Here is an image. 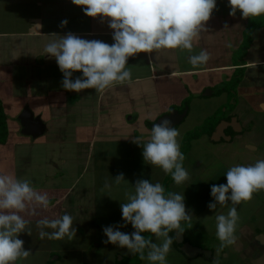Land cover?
Wrapping results in <instances>:
<instances>
[{"label":"crops","instance_id":"crops-1","mask_svg":"<svg viewBox=\"0 0 264 264\" xmlns=\"http://www.w3.org/2000/svg\"><path fill=\"white\" fill-rule=\"evenodd\" d=\"M227 4L228 0H217V9L213 10L209 21L206 22V28L193 41L191 54H198L202 49L210 53L208 62L198 68L194 69L188 63L190 53L187 50L161 49L152 53H139L136 57L130 58L126 65L131 69L132 79L122 85H113L103 92H95L92 106L88 98L87 103L83 100L79 107L78 103H73L72 98L71 101H66V97L55 96L53 92L55 89H47L44 84L45 89L42 90L39 86L41 82L34 84L35 89L32 90L34 96H42L49 100L47 103H38L34 110L30 108L29 110L34 118L46 120V130L50 128L53 134L38 140L37 144H31V141L24 142L21 137L14 139L15 141H10L12 144L8 154L13 174L18 179L30 180L33 187L40 186L44 190L54 192L55 195H51L54 202L49 203L47 210L53 208V213L57 217L65 213L75 214L77 216L75 218L81 217L82 220L87 219V216H94L93 198L98 194L95 179L100 174L105 176L109 171L111 174H108L107 178L115 174L113 171L119 174L125 172L123 167L125 161H120L117 167L112 164L105 169L96 166L97 164L95 166L91 164L96 159L100 160L101 155L106 153L105 150H101V147L105 148L101 142H115L112 158L116 155L120 160L123 158L131 160L127 166L135 169L134 177L137 173L150 169L151 165L144 162L142 153L137 158L126 143L129 139L131 141L132 136H140L136 134V130L134 132L128 130L129 136L124 131L114 132L100 140L103 137L100 135L102 120L119 114L128 120V124H133V121H130L138 119V112L131 108L126 109L124 103L135 98L141 100L139 104L147 110L150 106V100L146 99L149 91L154 94L152 97L158 99L161 106V110L149 118L156 121L158 117L168 113L171 106L182 112L179 108L184 102L178 104L177 108V103L169 100L173 89L181 88L188 97L190 96L188 94H191L190 90H196L197 100H202L199 106L205 109V105L210 101L207 103L203 101L217 102L222 95L227 101L225 103H228L229 95L224 87L229 84L231 78L240 75L235 86L236 99L232 101L235 102L234 107L226 113L230 116L220 120L211 136L216 141H231L233 136H241L248 131L250 135L245 136L243 147L249 151L259 150L261 140L253 137L259 129L258 120L264 121V25L252 31L251 41L245 47V30L249 26V18H242L239 10L236 16H230ZM83 7L85 6L73 4L72 0H0V74L7 72L11 74L10 79L17 81L19 72L61 73L55 59L44 53L45 44L55 38L53 33L64 35L71 31L82 38L101 40L111 45L114 41L113 30L108 27L110 18L101 21L100 17L86 16L82 11ZM64 19L68 20V24L61 28L59 25ZM74 74L82 75L81 72ZM36 78L40 79L37 76ZM109 91L110 94H106ZM64 93L74 96L76 92L65 90ZM11 95L15 96L14 93ZM18 95L16 93V96ZM105 95L106 101L103 102ZM114 102L117 105L111 107ZM22 106L27 105L22 104L16 110L18 119L25 109ZM183 109L186 113L177 125L190 114L188 103ZM207 112L206 119L212 115L209 109ZM77 113L83 117L80 119ZM36 114L38 117L34 116ZM54 120L60 121L59 126H53ZM146 120L147 117H144V124ZM222 121L228 122L223 126V131L219 130ZM232 123L234 126L230 125ZM106 129L104 128L102 132ZM143 137L147 140L145 134ZM149 173L145 172V179ZM135 179L133 178V181ZM134 183L128 186L114 183V187L118 190L122 187L131 188ZM73 199L76 202L72 203ZM54 203L56 205H53ZM44 216L38 214L29 217L43 219ZM96 227L98 228V225ZM258 235L254 237L255 240L259 245H264V235L263 240L258 239Z\"/></svg>","mask_w":264,"mask_h":264},{"label":"clouds","instance_id":"clouds-1","mask_svg":"<svg viewBox=\"0 0 264 264\" xmlns=\"http://www.w3.org/2000/svg\"><path fill=\"white\" fill-rule=\"evenodd\" d=\"M77 6H85L82 11L89 17L108 19V27L113 30V43L96 39H85L69 31L64 35L53 33L55 37L44 46V53L54 58L63 74L61 87L67 91L81 92L94 89L103 92L113 85H122L132 79V72L126 65L130 58L139 53H152L161 49L187 50L188 63L195 69L210 59L207 50L191 54L193 41L206 27L217 0H72ZM229 15L236 16L239 10L242 18L264 15V0H228ZM68 24L64 19L59 27ZM227 26V25H226ZM230 46V45H229ZM75 72L82 75L73 79ZM180 132L172 127L170 119L153 124L147 140L143 136H132L131 142L142 148L146 164L160 167L165 174H171L176 185L189 179V172L183 166L184 154L180 151ZM226 183L212 184L210 195L213 200L207 205L215 210L217 205L232 203L227 214L215 216L216 237L224 248L235 243V230L240 217L236 205L248 201L252 194L264 190V159L252 165L231 166L226 174ZM115 184L128 182L123 173L113 178ZM131 190L124 192L126 202L120 205L123 224L102 226L107 237L105 244L126 248L128 253L139 254L140 259L150 264H167V254L171 250L172 230L183 231L181 222L191 225L192 214L186 211L185 197L177 192H168L160 182L137 179ZM112 184L105 180L100 189L111 190ZM32 205L47 208L49 197L34 189L30 180L18 179L15 174L0 173V264H16L26 260L31 254L24 248L20 233L32 235L29 221L21 213ZM206 218V217H205ZM131 224L134 231L120 230ZM39 239H63L75 236L73 218L63 214L54 219L43 218L36 222ZM45 229H52L48 232ZM150 232L161 243L146 239L143 233ZM147 253L145 255V250Z\"/></svg>","mask_w":264,"mask_h":264},{"label":"rangeland","instance_id":"rangeland-1","mask_svg":"<svg viewBox=\"0 0 264 264\" xmlns=\"http://www.w3.org/2000/svg\"><path fill=\"white\" fill-rule=\"evenodd\" d=\"M39 73L40 72H36V74L19 72L17 81L10 79L11 74L7 72L0 74V101L3 105L8 126V139L6 143L0 144V173H14L10 155L8 154L12 144L10 141L21 137L24 142L31 141V144H37L40 140L53 134V131H50V128H47L46 130V120L44 121L43 119H40L39 121L43 123L45 130L37 136L25 134L21 130L23 127H21L20 119L17 118L16 110L21 107L22 104L27 105L26 107L22 106L23 109L30 108L34 110L38 103H47L49 100V98L42 96H34V91H32L35 89L34 84L41 82L39 83V86H41L42 90L45 88L52 90L55 89V91H53L55 96L66 97V101H71L70 98H72L73 103H78L79 107H81V102H83V100L87 103V98L89 99L91 106L94 103V99L92 98L96 92L94 89H85L79 93L76 92L74 96L72 95L73 97L69 94L65 95V89L61 87V81L63 79L62 73ZM36 76L39 77L41 81L40 79L38 80ZM76 76L77 74H73V79ZM32 77L35 78L30 80L29 78ZM27 78L29 80H27ZM44 84L47 87L44 88ZM173 90L174 91H172L171 95L173 98L169 97V100L174 101L173 103L176 102L177 108V105L183 102H187L190 105V114L180 125H176L175 127L180 132V136L177 139L181 151L183 137L187 133L205 124V116L208 113L207 110L209 109L216 117V115H219L221 107L223 108V106L228 103H225L227 101L224 95H222L221 99H217V102H214V100L203 101L206 103L210 102L205 105V109H202V106H199V104L202 103V100H197L198 94H196V90H190L191 94L188 95H190L191 98L190 96H186L184 90L181 88H175ZM110 92L111 91L106 94H110ZM12 93H14L15 96H12ZM16 93L19 95L16 96ZM148 93L146 99L147 101L150 100V106L147 110L143 109L144 107H141L139 104L141 100L135 98H132L131 102L124 103L126 109L131 108L138 112V119L136 120L133 117L134 120L130 121H133V124L129 123V125L128 120L119 114L114 115V117L108 120H102L103 122L100 123V135L103 137H101L100 140L109 137L108 134H114V132L118 133L121 131H124L125 134L129 136L130 133L128 130L130 129V132L136 130V134H139L140 136L145 134V137L148 139L151 129L147 126L146 121L144 124V117L149 119L155 115L157 111L159 112V109L161 110V106L158 104V99L152 97L154 94H152L151 91ZM141 99L143 100V97ZM104 101H106V95L103 97V102ZM232 101L233 99L231 98L228 102L231 103ZM116 105L117 104L114 102L111 107H115ZM107 106H109L108 102ZM226 108L229 110L228 105ZM173 109L175 108H171L169 112ZM77 114L80 119L83 117L80 113ZM34 116L38 117L37 114ZM211 121L213 122L214 119ZM123 123L126 124L124 125ZM59 124L60 121L54 120V127L57 125L59 126ZM257 125L259 131H256L257 133L253 139H260L262 144L257 151H249L242 145L243 141L246 140L245 136L250 135L248 131H245L241 136H233L231 141H216L211 136L212 134L210 136L208 134H201L199 137L191 139L189 141L190 144L188 149L184 154L185 160L183 161V166L189 172V179L181 185H176L172 180L171 174H165L160 167L155 165H151L150 169L148 168V170H145L143 173H137L136 177H134L136 172L135 169L127 166V163L131 160L127 158L120 160L116 155L112 158V151L114 150L115 142H101V145L105 147L104 149L101 147V150H105L106 153L101 155L100 160L96 159V161L91 164H93V166L97 164L96 166L105 169L112 164H115L117 167L120 165V161H125V164L123 165V167H125V172L122 173L128 182L123 183L124 186L134 183L137 179H145L144 174L149 171L150 173L147 179L153 183L160 182L162 185L164 184L165 195H167L168 192H177L184 195L186 211H190L192 214L190 222L192 227L189 228L188 222L182 221L181 228L183 231L172 230L169 232V236L171 238L174 236V240L176 241L178 234L183 235L191 244L211 250L212 257L208 254H205L206 256L204 254H199L193 258L185 257L175 249L176 247L172 238L171 250L166 257L167 264H264V245H259L254 238L258 234L264 235V190L254 192L250 200L242 201L239 205H236L240 219L237 222L234 233L236 238L235 243L224 248L220 247L221 242L215 234V216L218 214L226 215L229 208L233 205L229 201L223 206L218 204L215 210H209L207 207L208 203L213 200V197L210 195L211 185L226 183L225 174L231 166L237 164L245 166L252 165L257 160L264 159V121L258 120ZM104 128L107 129L102 132ZM247 128L248 127H246L245 130H247ZM129 140L126 141V143L130 146V149L133 150V153L136 154V157L139 158V154L141 155L142 153V148ZM114 158L117 159L114 160ZM113 172L115 174H112L109 178H107V176L108 174H111L110 171L109 173L107 172L108 174H105V176L100 174L94 181L96 185H98V194L93 198L95 201L94 216H87V219L82 220L83 218H75L77 217L75 214H70L73 218V227L76 229L75 236L71 238L65 236L63 239H39V230L36 227V222L41 218L34 217L35 219H33L29 216L33 217V215L39 214L45 215L44 218L46 217L48 219L57 218V215H54L53 213V208L47 210V208L36 207L33 214V206L30 205L25 212L21 213V215L30 222L28 227L31 228L32 235L23 232L19 234L18 238L24 241V248L26 250L30 249L32 254L26 260H17L16 264H115L117 260L120 261L122 257L124 262L150 264L147 259H139L140 256L138 253L132 255L128 253L126 248H120L111 243H103L107 237L102 231V226L124 223L122 220L120 205L122 202H126L124 192L132 189V187H125V189L122 187L120 190L116 189V187H114L113 178L119 173H117V171ZM133 178L136 179L133 181ZM105 180H110L109 183L112 184V187L110 191L105 190L102 193L100 189L104 186ZM34 188L41 193H47L49 203L54 202L51 198L52 194L55 195L53 191L44 190L40 186H35ZM71 202L74 203L76 200L73 199ZM53 205L56 204L54 203ZM96 225H98V228ZM45 230L48 232L53 231L52 229ZM120 230L125 233H131L134 231L131 224L120 228ZM142 235H144L146 239H151L155 243H161V240H158L155 235L150 232L143 233ZM146 253L147 249L145 250V255ZM50 254L52 255L49 256ZM56 257L58 259H56Z\"/></svg>","mask_w":264,"mask_h":264},{"label":"trees","instance_id":"trees-1","mask_svg":"<svg viewBox=\"0 0 264 264\" xmlns=\"http://www.w3.org/2000/svg\"><path fill=\"white\" fill-rule=\"evenodd\" d=\"M263 25H264V15H261V16H258V17H250L249 18V26L245 30V39H244V45H245V47H246V45H249V43L251 41L250 34L252 33V31L255 28L261 27ZM239 77H240V75H239ZM239 77L236 75L235 77L231 78V80L229 81V84L224 87V90H226L228 92L229 100L231 98L233 99V101L236 99L235 86H236V84L239 81ZM234 103L235 102H231V103L228 102L227 105L229 107V110H227V108H226L227 105H224L223 108L221 107V110L219 111L220 112L219 115H216V117H215L214 116L215 114H212L211 116H209L205 120V124L199 126L195 130L187 133L183 137L182 142H181V147H182L181 152L183 154H185V152L188 149V146L190 144L189 141L191 139H195V138L199 137L201 134H208L210 136L213 133L214 128L220 122L221 119H223V118H229L230 115H226V112L233 109ZM186 105H187V102H184L183 105L180 106L179 110L182 111L183 108ZM173 107L174 106H171V108H173ZM212 119H214L213 122L211 121ZM154 122H155V119L154 120H151V119H147L146 120V124H147V126L149 128H151V124L154 123ZM7 139H8V126H7V123H6V116H5V113H4V110H3V105H2V103L0 101V144L5 143L7 141ZM163 186H164V184H163ZM172 238H173V243L175 244L176 247H178V246L181 245V243H177L174 240V236ZM185 240H187V239L185 238ZM210 257H212V255ZM135 263H132V262L128 263L127 261L124 262V259L122 257L120 259V261L117 260V262L115 264H135Z\"/></svg>","mask_w":264,"mask_h":264},{"label":"water","instance_id":"water-1","mask_svg":"<svg viewBox=\"0 0 264 264\" xmlns=\"http://www.w3.org/2000/svg\"><path fill=\"white\" fill-rule=\"evenodd\" d=\"M186 113V110H183L182 112H179L176 109H173L171 112L165 113L163 115H161L160 117H158L156 119V121L154 123L151 124V128L153 126V124L155 123H159L161 120L163 119H170L172 121V127L177 125L181 119L184 117ZM19 119L21 122V125L23 127V133L25 134H29L32 136H37L38 134H40L43 130H44V126L43 123H41L39 121L38 118H34L32 113L30 112L29 109L25 108L23 110V112L19 115ZM234 118H232L233 121ZM222 124L219 127V130L223 131V126H226V124L228 122L226 121H222ZM231 126H234L233 123L230 124ZM226 135L223 134V137H225ZM258 239L263 240V235L259 234L258 235ZM177 243H181L182 245L180 246V250L183 251L187 256L189 257H193L196 256L198 254H211V250H207L204 248H201L199 246L193 245L188 241H183V235H179L178 234V238L176 239Z\"/></svg>","mask_w":264,"mask_h":264},{"label":"flooded vegetation","instance_id":"flooded-vegetation-1","mask_svg":"<svg viewBox=\"0 0 264 264\" xmlns=\"http://www.w3.org/2000/svg\"><path fill=\"white\" fill-rule=\"evenodd\" d=\"M183 237H184V236H183ZM183 241H187V240H185V237L183 238ZM181 245H182V242H181ZM181 245H180V246H181ZM180 246H178V247L175 246V247H176L175 249H176L178 252H179V251L182 252V254H183L185 257L192 258V257L187 256L183 251H181V250H180ZM210 256H211V254H210Z\"/></svg>","mask_w":264,"mask_h":264}]
</instances>
